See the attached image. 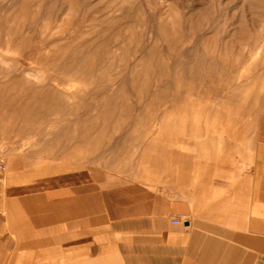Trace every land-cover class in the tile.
<instances>
[{
	"label": "rangeland",
	"instance_id": "1",
	"mask_svg": "<svg viewBox=\"0 0 264 264\" xmlns=\"http://www.w3.org/2000/svg\"><path fill=\"white\" fill-rule=\"evenodd\" d=\"M247 135L264 136V0H0V220L13 206L18 231L10 264L63 262L53 230L43 247L25 224L77 206L112 214L131 188L156 187L151 172Z\"/></svg>",
	"mask_w": 264,
	"mask_h": 264
},
{
	"label": "crops",
	"instance_id": "2",
	"mask_svg": "<svg viewBox=\"0 0 264 264\" xmlns=\"http://www.w3.org/2000/svg\"><path fill=\"white\" fill-rule=\"evenodd\" d=\"M201 157L181 158L178 171L151 172L156 187L141 195L129 187L112 214L77 206L64 220H39L23 230L36 227L43 247L46 229L53 230L48 243L62 264H264V136L255 144L247 135L240 146L230 142ZM162 180L166 188L159 190ZM13 212L7 206L0 220L6 264L14 261L18 232ZM33 243L23 241L27 249Z\"/></svg>",
	"mask_w": 264,
	"mask_h": 264
},
{
	"label": "built area",
	"instance_id": "3",
	"mask_svg": "<svg viewBox=\"0 0 264 264\" xmlns=\"http://www.w3.org/2000/svg\"><path fill=\"white\" fill-rule=\"evenodd\" d=\"M173 222H175V223H179L180 220H179V219H173Z\"/></svg>",
	"mask_w": 264,
	"mask_h": 264
}]
</instances>
